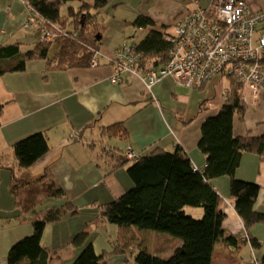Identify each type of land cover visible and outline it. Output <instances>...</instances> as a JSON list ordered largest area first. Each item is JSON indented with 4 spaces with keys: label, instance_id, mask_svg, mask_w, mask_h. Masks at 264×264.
Returning <instances> with one entry per match:
<instances>
[{
    "label": "crops",
    "instance_id": "0c3cea01",
    "mask_svg": "<svg viewBox=\"0 0 264 264\" xmlns=\"http://www.w3.org/2000/svg\"><path fill=\"white\" fill-rule=\"evenodd\" d=\"M213 1L106 0L105 7L94 16L105 26L98 43L99 65L45 71L42 60H30L25 70L0 75V159H14L12 146L19 139L44 133L48 150L19 174L23 180H36L48 168L63 196L45 198L34 211L61 205L65 200L77 207L76 214L44 226L40 244L48 253L49 264H71L88 244L99 254L119 239L118 226L100 221L97 215L99 205L132 186L126 172L129 163H124L126 147L143 156L156 147L174 151L179 146L193 165L205 166V155L197 146L200 128L206 118L218 112L229 81L226 84L220 77L199 88H190L168 76L156 82L149 92L140 76L128 71L120 70L119 82L113 83L111 78L117 67L111 58L116 49L136 44L146 35V28L132 25L137 16H148L154 28L171 34L177 21L190 10L197 6L206 8ZM87 2L91 4L92 0ZM247 2L253 10L264 9V0ZM79 8V2H67L61 5L60 13L65 15L69 9L77 12ZM29 14L24 0H0V45L18 42L21 49L23 44L30 48L38 41L37 26L24 27ZM262 30L264 21L258 24L257 33ZM244 105L242 115L233 116V135H264V90ZM116 123H122L126 138L102 132L104 127ZM106 136L114 144H104ZM235 176L259 186L254 209L264 213V150L244 151ZM8 180L7 175L4 183ZM210 183L221 197L225 235L239 239L236 246L217 243L212 264L259 261L264 256V224H256L249 231L262 242L259 249H252L250 242L241 238L246 230L234 208L235 198L229 194V177H215ZM12 200L4 189L0 194V217L11 221L5 224L0 220V264H8L7 253L15 241L32 233L28 220L17 221L20 212ZM185 212L193 217L202 214L198 207H185ZM82 230L87 231V236L80 244L74 243L73 237ZM120 238L117 243L124 252L132 247L145 248L163 258L181 244L180 239L166 233L134 226ZM100 263L134 264L126 260L124 253L111 255Z\"/></svg>",
    "mask_w": 264,
    "mask_h": 264
},
{
    "label": "trees",
    "instance_id": "16d2710c",
    "mask_svg": "<svg viewBox=\"0 0 264 264\" xmlns=\"http://www.w3.org/2000/svg\"><path fill=\"white\" fill-rule=\"evenodd\" d=\"M71 1L80 3L79 10L74 12L69 9L62 15L61 5ZM87 1L24 0L35 11L37 23L67 29L71 21V28L67 34L60 32L53 41L38 40L25 51H21L18 42L1 44L0 75L23 71L30 60H42L45 71L90 67V60L99 50L98 43L105 29L102 23L94 20V16L105 7L106 0H92L91 4ZM132 25L148 30L135 44V51L140 54L138 66L147 69L164 65L172 47L165 39L164 31L154 28L148 16H137ZM53 43L58 44L59 49L54 57H48ZM228 81L218 112L206 118L200 128L197 146L205 155L203 169L193 170L191 160L179 146L174 151L153 148L128 164L126 172L132 186L113 200L99 205V220L118 226L120 234L117 241L129 227L134 226L139 230L166 233L180 239L181 244L167 258L148 253L145 248L132 247L124 252L117 241L110 249L97 254L88 244L71 264H101L109 256L120 253L126 254V260L134 264H212V253L217 243L236 246L239 242L237 237L225 235L222 229L225 214L221 208V197L210 183L211 179L224 175L229 177V194L235 198L234 208L243 222L248 240L241 238L249 241L252 249L260 248L262 242L249 233L254 225L264 224V213L254 209L259 186L237 178L235 171L244 151L263 152L264 135H233V116L235 113L241 116L245 105L240 99V85L232 78ZM2 110L0 105V116ZM102 132L126 138L122 123L104 127ZM48 148L45 134L35 132L13 144L12 164H8V159H0V168H6L11 173L9 192L14 198L15 208L20 212L16 219L28 220L32 227V234L15 241L9 248L8 264H49L48 253L40 244L44 226L77 213V207L67 200L61 205L34 211L45 198L63 196L61 187L51 177L48 168L36 180H23L19 174ZM125 160L124 163L129 161ZM185 207L201 208L202 214L193 217L185 212ZM25 215H30V218ZM0 220L5 224L11 221L8 217H0ZM86 236L87 231L82 230L73 237V242L80 244ZM259 262L264 264V256Z\"/></svg>",
    "mask_w": 264,
    "mask_h": 264
},
{
    "label": "built area",
    "instance_id": "2783aa9c",
    "mask_svg": "<svg viewBox=\"0 0 264 264\" xmlns=\"http://www.w3.org/2000/svg\"><path fill=\"white\" fill-rule=\"evenodd\" d=\"M27 7L30 14L24 27L36 25L39 41H53L60 32L67 34L70 30L37 23L35 11ZM263 21L264 9H251L247 0H214L206 8L197 6L177 21L173 33L164 35L172 45L164 65L141 69L135 44L124 45L111 58L117 67L111 81L119 82V71H128L139 75L150 92L156 82L168 76L190 88L228 77L240 85V99L247 103L264 90V30L257 33V26ZM89 65H99V51ZM123 155L127 160L139 157L130 146ZM192 168L203 169L193 164ZM241 236L248 240L246 232ZM253 264L260 262L254 259Z\"/></svg>",
    "mask_w": 264,
    "mask_h": 264
},
{
    "label": "rangeland",
    "instance_id": "374dc122",
    "mask_svg": "<svg viewBox=\"0 0 264 264\" xmlns=\"http://www.w3.org/2000/svg\"><path fill=\"white\" fill-rule=\"evenodd\" d=\"M39 35H37V37H38ZM29 47L28 46H25L24 44L22 45V47H21V50H23V51H25L26 49H28ZM58 49H59V45L58 44H55V43H53L52 44V46H51V49H50V51H49V57H54L55 56V54H56V52L58 51ZM224 78V82L227 84L228 83V77H223ZM109 139V137L108 136H106V138H104V144H114V141H112V140H108ZM101 147H99L98 146V149H100ZM13 160L14 159H8L7 160V162H8V164H12L13 163ZM132 162V160H129V161H127V163H131ZM1 172H0V194H2L3 193V191H4V189L10 194V192H9V185H8V182L10 181V171L7 169L6 170V168H1V170H0ZM7 175H8V177H9V180H8V182L7 183H4L5 182V179L7 178ZM12 196V195H11ZM12 198H13V196H12ZM3 201L1 200V203H2ZM12 203H13V205H14V198H13V200H12ZM202 211V210H201ZM32 234V233H31ZM30 235V234H29ZM27 236V235H26ZM24 236H22V238H23ZM242 237V236H241Z\"/></svg>",
    "mask_w": 264,
    "mask_h": 264
}]
</instances>
